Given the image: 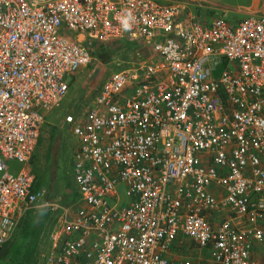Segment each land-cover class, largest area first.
<instances>
[{"label": "built area", "instance_id": "built-area-1", "mask_svg": "<svg viewBox=\"0 0 264 264\" xmlns=\"http://www.w3.org/2000/svg\"><path fill=\"white\" fill-rule=\"evenodd\" d=\"M120 38L150 52L112 72L83 119L66 115L77 189L50 203L26 167L45 113L93 43ZM44 206L56 216L37 264H259L264 14L208 23L161 0H0V249ZM180 236L209 262L170 259Z\"/></svg>", "mask_w": 264, "mask_h": 264}, {"label": "rangeland", "instance_id": "rangeland-1", "mask_svg": "<svg viewBox=\"0 0 264 264\" xmlns=\"http://www.w3.org/2000/svg\"><path fill=\"white\" fill-rule=\"evenodd\" d=\"M161 1L172 2L176 0ZM183 1L188 2L194 11L200 13L201 19L220 16L228 21L236 22L247 16L245 12L246 0ZM90 51L91 61L73 73L69 89L60 104L45 113L37 145L31 158L26 162L27 169L36 179V186L42 188L45 193L53 188L55 199L49 202L57 203L60 206L70 205L74 200L77 189L73 171V154L78 145V137L73 131L74 122H68L66 115H72L75 122L83 119L103 81L112 72L132 66L135 61L150 52L141 43L132 42L126 38L106 42L96 41L90 47ZM11 164L15 167L24 166L17 160L11 161ZM41 208L43 207H34L31 210ZM51 210L52 215L50 214L48 217L47 223L34 238L32 244L30 243V260L42 258L48 250V235L56 216L55 211L52 208ZM34 212L35 210H33ZM27 213L21 219L11 239H9L10 246L13 248L20 250L25 248V243L21 240V237L28 234L31 228L29 221L32 223L29 216L33 215V213ZM24 240L29 241L32 239L28 236ZM13 254L15 253L10 249L9 251H3L1 257L8 258Z\"/></svg>", "mask_w": 264, "mask_h": 264}, {"label": "crops", "instance_id": "crops-1", "mask_svg": "<svg viewBox=\"0 0 264 264\" xmlns=\"http://www.w3.org/2000/svg\"><path fill=\"white\" fill-rule=\"evenodd\" d=\"M172 2H178L185 6L186 12L192 14L195 18L200 19L204 22H210L214 17H207L206 19H201L198 12L194 11L193 8L183 0H176ZM247 5L245 6L247 16L251 14L261 15L264 14V0H246ZM246 16V17H247ZM50 200H48L49 202ZM34 208V207H33ZM32 209V208H31ZM29 214V212L27 213ZM28 216V215H27ZM34 236V235H33ZM28 238L26 235L25 237L22 236L21 240L25 243L26 246L27 242L24 239ZM11 239V238H9ZM8 239V240H9ZM33 239V238H32ZM179 239L181 240L180 243L175 241L172 244L171 249L166 253V255L175 261L182 260L185 257L192 258L195 263H207L210 260L209 252L206 248H200L196 246L189 238L185 236H180ZM4 243L2 248L0 249V264H37L40 259L30 260L29 254L31 253L30 248L26 249H18L13 248L10 246V240ZM49 240V237H48ZM33 241V240H32ZM8 242V243H7ZM49 243V241H48ZM8 244V245H7ZM7 245V246H6ZM30 247V246H29ZM12 249V252L15 253L8 258H2L3 251H9ZM253 258L258 261L259 264H264V244H255L252 250ZM31 257V255H30Z\"/></svg>", "mask_w": 264, "mask_h": 264}, {"label": "trees", "instance_id": "trees-1", "mask_svg": "<svg viewBox=\"0 0 264 264\" xmlns=\"http://www.w3.org/2000/svg\"><path fill=\"white\" fill-rule=\"evenodd\" d=\"M219 68L221 69V67H219ZM34 184L36 185V183H34ZM54 191L55 190L53 188H50L45 194V200L55 199ZM33 210H35L34 213H33ZM33 210H31V209L28 210L29 214L33 213V215H30V216L28 215L29 218H31L30 220L32 221V223L29 221L31 228L27 234V236H29V238H31V239L33 238L32 240H34V238L41 232L45 223H47V220H48V217L50 216V214L52 215V210H51V207H49V206H44L41 209H33ZM32 240H29V242H27V244L25 246L26 249L29 248L30 243L32 244ZM19 264H22V263H19Z\"/></svg>", "mask_w": 264, "mask_h": 264}, {"label": "clouds", "instance_id": "clouds-1", "mask_svg": "<svg viewBox=\"0 0 264 264\" xmlns=\"http://www.w3.org/2000/svg\"><path fill=\"white\" fill-rule=\"evenodd\" d=\"M127 26H128L127 23H125V24H124V27L127 28Z\"/></svg>", "mask_w": 264, "mask_h": 264}]
</instances>
